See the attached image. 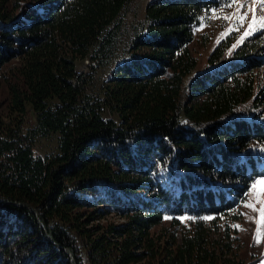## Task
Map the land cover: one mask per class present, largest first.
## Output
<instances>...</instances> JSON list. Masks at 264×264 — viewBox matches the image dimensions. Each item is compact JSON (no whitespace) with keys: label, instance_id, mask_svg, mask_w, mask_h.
Listing matches in <instances>:
<instances>
[{"label":"trees","instance_id":"1","mask_svg":"<svg viewBox=\"0 0 264 264\" xmlns=\"http://www.w3.org/2000/svg\"><path fill=\"white\" fill-rule=\"evenodd\" d=\"M132 1L0 0V72L15 64L0 77V264H254L221 220L264 177L250 148L264 146V42L227 58L224 40L197 72L195 29L226 0H150L128 38ZM84 60L110 70L95 95L76 83ZM166 158L167 184L153 175Z\"/></svg>","mask_w":264,"mask_h":264},{"label":"rangeland","instance_id":"2","mask_svg":"<svg viewBox=\"0 0 264 264\" xmlns=\"http://www.w3.org/2000/svg\"><path fill=\"white\" fill-rule=\"evenodd\" d=\"M149 1L150 0L132 1L129 13L124 19V32L126 37L129 38V30L132 25L140 26L143 24L145 7ZM262 2H264V0H226L224 1V6H221L220 9L209 13L202 18L201 27L197 30L195 29L196 41L192 45V50L198 59L197 72L205 70V67L207 66L206 60L210 52L224 40H227L230 43V47L227 50V58H230L233 52L246 40L253 39V42H264V39L262 38L264 29L259 27V23L254 25V30H249L248 27L253 17L252 9H255L257 21L264 18V10H261L260 8ZM240 5H244V7H240ZM245 13H247V15L243 21L237 18L238 15H244ZM249 31H251V34L245 35V33ZM262 47H264V45H262ZM119 53L120 52H118L117 56H119ZM257 56L263 59V63L260 68L254 72L256 75V86L258 91H264V50ZM14 65V63L7 65L2 72H0V77L6 75L5 78H9L7 72H10ZM92 66L93 69L91 68ZM110 75L109 69H98L95 64L90 65L89 60H84L77 66L76 83L78 82L80 86L87 85L86 92L95 95L94 92L98 90L99 85L102 82L107 81L110 78ZM5 78H0V127H2V124L7 125L8 123V113L6 111L8 97H6L5 92L7 81ZM32 123L33 118L28 112L23 118L21 124L23 129L21 130L24 132L25 128L30 127V124ZM1 130L2 129H0V131ZM16 131L17 130L15 129V132ZM21 134L22 132L18 133V138L22 137ZM55 146V136L38 139L33 146L34 154L36 156L50 155L55 152ZM250 148L251 150L253 149V151L257 150L261 160L264 162V146L251 145ZM171 163L174 162L166 158L164 161L160 160L159 164H156L154 176L157 180L152 175L156 182L159 181L166 184V181L170 180V171L172 170ZM246 167L249 168L248 163L246 164ZM260 180H264V177L257 176L253 180L243 202L221 220V225L229 227L222 231V234H229L234 252L239 258H241V260H249V258H253L252 260L254 264H264V219L261 218V208H264V192H262L259 197L256 195V192L264 186L257 185L256 190L252 188V185ZM246 204H251L253 207H246ZM106 222L114 223L121 221L115 217H109L102 223L105 224ZM166 228L167 224L164 225L162 230H166ZM155 232H160V228H156Z\"/></svg>","mask_w":264,"mask_h":264},{"label":"snow or ice","instance_id":"3","mask_svg":"<svg viewBox=\"0 0 264 264\" xmlns=\"http://www.w3.org/2000/svg\"><path fill=\"white\" fill-rule=\"evenodd\" d=\"M240 7H244V5H240ZM260 8H261V10H264V2L261 3ZM238 11H239V9H238ZM252 11H253V17H252V21L249 23V26H248L249 27V30H254V25H256L257 23H259V27L261 29H264V18H261L259 21H257V17L255 15V9H252ZM246 15H247V13H245L244 15H238L237 18L239 20L243 21L246 18ZM249 34H251V31L245 33V35H249ZM257 185L264 186V180L257 181L256 183H254L252 185V188L254 190H256L257 189ZM262 192H264V187H261V189L256 192L257 197H259V195ZM245 206L246 207H250V208L253 207V205H251V204H246ZM261 218L264 219V208H261Z\"/></svg>","mask_w":264,"mask_h":264},{"label":"bare ground","instance_id":"4","mask_svg":"<svg viewBox=\"0 0 264 264\" xmlns=\"http://www.w3.org/2000/svg\"><path fill=\"white\" fill-rule=\"evenodd\" d=\"M154 175V174H153ZM171 176V175H170ZM167 184V183H166Z\"/></svg>","mask_w":264,"mask_h":264}]
</instances>
